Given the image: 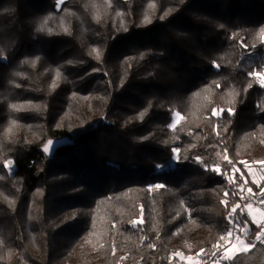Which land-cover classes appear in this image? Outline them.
<instances>
[{"label":"trees","instance_id":"trees-1","mask_svg":"<svg viewBox=\"0 0 264 264\" xmlns=\"http://www.w3.org/2000/svg\"><path fill=\"white\" fill-rule=\"evenodd\" d=\"M261 29L264 0H0V264H173L234 205L256 243L220 264H264L239 189L264 164Z\"/></svg>","mask_w":264,"mask_h":264},{"label":"snow or ice","instance_id":"snow-or-ice-1","mask_svg":"<svg viewBox=\"0 0 264 264\" xmlns=\"http://www.w3.org/2000/svg\"><path fill=\"white\" fill-rule=\"evenodd\" d=\"M63 2H64V0H57V3L62 4ZM37 31H43V25L40 28H38ZM260 39H261V43H264V29L260 30ZM92 51L96 52L97 58H99V56H100L99 50L93 49ZM24 63H29V61H24ZM31 63L35 64V61H31ZM251 75L254 77H257L260 81V87L264 88V74H262L260 72H253V73H251ZM57 76H59V72H57ZM53 86H55V85H53ZM249 86H251V85H249ZM11 107L13 110L20 111V110H23L25 108L32 107V106L31 105H15V104H13ZM212 114L217 115L215 110H213ZM176 115L179 116L180 114L176 113ZM173 127H174V125H173ZM48 144L50 145L51 141H49ZM44 151L45 152L49 151V147L46 146L44 148ZM173 151L177 153V157H178L179 156L178 151L176 149H173ZM197 160L199 162V158H197ZM225 160H227L229 164H232V161L228 160L227 155H225ZM12 163H13L12 160H8L6 162V167L12 165ZM261 163H264V162H261ZM212 171H214L216 173H220L222 175H226V173H221V170L218 167L212 169ZM229 182H231V177H229ZM253 182L255 183V181H253ZM155 187L156 188H163L164 186L163 185H156ZM248 191L251 192L252 190L249 188ZM262 194H264V193H262ZM224 195L227 196L228 193L225 192ZM221 203L225 204V206L227 207L226 201L222 200ZM238 207H239V205L232 206L231 210L228 214L229 222L232 226L231 229L229 231H227L226 235H221L219 237V242L213 246L217 250V252H221L222 258L224 260H228V261H232V260L236 259V257L241 253V251H243V252L248 251V249L253 247L256 243L255 241L252 243H247L246 237H245V239H241L239 234L236 236H233L234 231H239L237 229L236 223L233 219V214H235L237 212ZM247 207L251 208V205L249 204V205H247ZM249 216H251L250 212H249ZM252 222L255 223V217H252ZM132 223L135 225L137 223H142V221H139V222L133 221ZM241 223L243 224L242 231L247 233L249 231L247 228V221H242ZM257 227H259L261 229L260 232L257 233V241L264 243V239H262V237H264V225H257ZM225 239L228 240L227 245H224L222 243ZM174 255L179 256L180 253H175Z\"/></svg>","mask_w":264,"mask_h":264},{"label":"rangeland","instance_id":"rangeland-1","mask_svg":"<svg viewBox=\"0 0 264 264\" xmlns=\"http://www.w3.org/2000/svg\"><path fill=\"white\" fill-rule=\"evenodd\" d=\"M179 121H180V116L174 114L171 123V128H173V125L175 127V125ZM244 169L248 176L247 178L248 180L244 178L243 183L239 187V189L242 192L243 197L245 199L244 202L245 212L250 221H252V217H255L256 225H264V204L261 205L259 208H255V209L247 207V205H249V201L247 198L248 194H250L251 192L264 193V164H255V165L244 164ZM232 179L233 178L231 176V180ZM253 181H255V183ZM248 183H252L257 188V191H254L252 185H249ZM249 188L252 190L251 192L248 191ZM249 212L251 213V216H249ZM235 223L239 231H234L233 236L239 234L241 239H245V237H247L249 232L247 233L243 232L242 231L243 228L238 224V221L235 220ZM262 239H264V237H262ZM222 243L224 245H227L228 240L225 239ZM173 257H174L173 264H220L222 261H225L222 258L221 252H217L216 249H214L211 253H199V255L197 256H186L180 253L179 256L174 255Z\"/></svg>","mask_w":264,"mask_h":264},{"label":"water","instance_id":"water-1","mask_svg":"<svg viewBox=\"0 0 264 264\" xmlns=\"http://www.w3.org/2000/svg\"><path fill=\"white\" fill-rule=\"evenodd\" d=\"M49 141H51L50 145L48 144ZM70 143L71 141L66 137H62L58 139H49L43 144L40 150L46 157H51L57 149L70 145ZM46 146L49 147V151L47 152L44 151V148Z\"/></svg>","mask_w":264,"mask_h":264},{"label":"built area","instance_id":"built-area-1","mask_svg":"<svg viewBox=\"0 0 264 264\" xmlns=\"http://www.w3.org/2000/svg\"><path fill=\"white\" fill-rule=\"evenodd\" d=\"M248 201L252 209L259 208L264 204V194L261 192H251L248 195Z\"/></svg>","mask_w":264,"mask_h":264}]
</instances>
